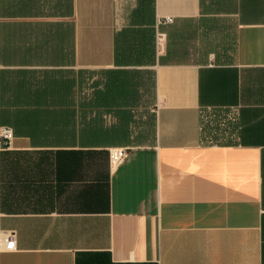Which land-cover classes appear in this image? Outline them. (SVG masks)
<instances>
[{
    "label": "crops",
    "instance_id": "crops-1",
    "mask_svg": "<svg viewBox=\"0 0 264 264\" xmlns=\"http://www.w3.org/2000/svg\"><path fill=\"white\" fill-rule=\"evenodd\" d=\"M0 126V264H264V0H0Z\"/></svg>",
    "mask_w": 264,
    "mask_h": 264
},
{
    "label": "built area",
    "instance_id": "built-area-1",
    "mask_svg": "<svg viewBox=\"0 0 264 264\" xmlns=\"http://www.w3.org/2000/svg\"><path fill=\"white\" fill-rule=\"evenodd\" d=\"M171 18L165 17L159 21V24H169ZM162 34H157L155 44L158 49L162 46ZM12 140V131L10 128L0 126V149L10 146ZM127 152L126 148H109L108 149V163L110 170H114L121 163ZM14 249V241L12 236H5L0 238V250L11 251Z\"/></svg>",
    "mask_w": 264,
    "mask_h": 264
}]
</instances>
